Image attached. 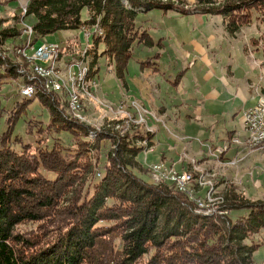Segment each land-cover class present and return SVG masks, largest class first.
<instances>
[{
	"label": "trees",
	"instance_id": "obj_1",
	"mask_svg": "<svg viewBox=\"0 0 264 264\" xmlns=\"http://www.w3.org/2000/svg\"><path fill=\"white\" fill-rule=\"evenodd\" d=\"M179 2L27 0L24 15L31 18L32 43L55 31L96 25L101 34L93 32L85 55L90 78L98 74L99 58L118 79L124 78L134 43L155 45L149 31L137 25V13L162 9L220 15L228 34L250 24L254 14L264 25V0H194L187 9L182 5L188 2ZM84 8L86 19L81 16ZM19 17L11 25L0 17V87L19 77L24 85L39 84L32 74L29 80L28 68L6 47L7 42L13 49L21 43ZM156 58L158 54L138 61L139 66L157 71V62L151 61ZM64 95L37 89L28 99L14 101L6 117L0 135V264H257L252 256L260 244L254 236L264 228V203L231 198L224 201L228 213L221 220L195 212L191 201L172 187L133 173L140 148L136 139L144 136L152 143L150 133L121 136L112 126L94 131L65 115L60 105L65 102L59 100ZM32 97L49 114L40 130L65 132L69 144L59 137L52 146L44 140L29 144L13 136L15 122ZM241 207L250 210L231 217ZM22 224L32 227L21 229Z\"/></svg>",
	"mask_w": 264,
	"mask_h": 264
},
{
	"label": "rangeland",
	"instance_id": "obj_2",
	"mask_svg": "<svg viewBox=\"0 0 264 264\" xmlns=\"http://www.w3.org/2000/svg\"><path fill=\"white\" fill-rule=\"evenodd\" d=\"M10 1L13 0H2L0 1V5L5 6L9 4ZM14 1L17 2L18 6H23L26 2V0ZM169 1H174L176 4L179 3L180 5L179 0ZM186 2H188L187 6L182 5L185 9H187L188 5L192 4L190 0H187ZM163 12L165 11L162 9H152L148 10L146 13H137L136 21L138 24H143L145 27L148 26L150 30H153V32L155 31V28L158 29V31L162 33L161 36L165 35V32L169 35H171L172 31L175 32L179 35V40L175 41L178 43V51H173L174 47L172 49V45H168V43H166L165 46L162 45L160 47L157 44V41L160 38L158 36L156 37L155 40L157 41H154L155 45L153 46L147 47L141 43H134L132 57L129 61V72H133L131 67H134L137 63L136 59L139 58L143 61L149 58V56H154L162 51L159 59L161 60L160 65L165 71L161 70L164 73L162 76L163 80L161 79L162 81L159 84L163 88L164 86L169 87L171 89L169 93L172 94L164 93V95H156V91L152 89L153 85L151 87L150 94L146 93L147 95L145 94V90L141 88L142 85L141 87L139 85H134L137 89L134 90L133 87V91L130 92L125 86L128 85L126 79L128 73L127 70L124 78L118 79L115 76V78L121 82L117 92L118 95L114 93L115 96L117 95L116 97H111L113 93L110 94L109 97L104 96L101 91V87L99 86L100 84L95 77H91L94 81L92 80L89 85V91L87 90L85 93L82 92V94H77L78 89L75 86L73 87L76 76L67 66L68 64H66V62L68 60L70 63L71 59L72 61L75 60V58H71L73 55L72 52H75L78 53V57L84 61V64L88 65L89 60L85 55L89 50L88 45L90 43H88V39L92 38V35H89L86 32L87 30L82 27L79 30L66 29L55 31L52 34L40 37L38 41L32 43L30 47L27 48L28 50L26 51V54L19 53L16 48L13 49V44L11 42H7L6 47L15 52L14 57L16 62H18L22 67L28 68L25 75L29 76L30 80V67L34 64L33 61L39 47H43L45 44L56 43L59 47L64 49L66 42L68 41V46L72 50L66 47V49H64L66 54L63 55L62 59H60L59 54V59L61 61L60 66L62 67L59 69V75L61 76V79L66 78L67 85H69L71 89H74L78 97L77 100L80 101L81 106L83 104L84 106H82V109L79 112L80 116L73 114V105L71 101L69 102L70 93L69 96L66 94L64 97L59 99L60 101L65 102L64 104L60 103V105L64 106L65 115L69 119L71 118V120L89 125L90 127L96 129L94 131L102 129L108 130L111 129L112 126L113 129H115L121 136H125L130 132H139L143 135H145V133H150L151 138L154 137L155 143H151L150 140L145 139L144 136L136 139V144L138 147L140 146V148L135 159L136 165L132 166V170L138 178L148 180L153 184H166L181 195L183 194L186 199L187 197L184 195V192L190 193L192 197V201H190L193 209H195L194 204L197 199L205 202L212 200L214 208H219L220 206L222 207L224 205V201L230 202V199L234 197H242L246 201H249V203H264V139H262L261 142L247 143L243 141L245 136L244 133L242 132L241 135L240 133H237L228 139V142L224 144L226 145L224 149L225 151L220 155L217 150L218 145L216 146L208 143L202 144L199 141V138L195 136L196 134H200V130L197 129V126L199 125L200 127L201 124H199L198 121L192 120L191 122L190 119L187 120L186 118H179L177 120L174 112L165 111V108L163 109L165 112H163L159 106L160 101H167L168 99L171 107H175V104L177 103L176 101L178 100L176 99L177 96L175 97V93L178 92L179 95H184L185 91L189 92L186 96V102L191 100L194 101L195 105H197L196 100L192 99V92L195 89L194 84L196 80H198V83H200L202 88L206 87L208 89L210 87L209 82L203 81L201 78L202 69H199V64H196L192 69L190 68L185 70L186 65L182 66L181 64V62H184V57L181 56L180 53L186 55L189 51H191L192 47L198 46L199 44H207L208 42L204 40V36L208 35L210 31H213L212 29H214V40L209 43L211 48L217 47L213 50L214 52H220L223 50L227 54L229 51L227 46L229 41H222L223 37L221 35H224L226 32L224 23L221 21L222 17L220 15H215L214 19L218 20L220 18V20L215 22L211 29L209 26H199L192 14L182 15L172 10H166L167 13L165 14H163ZM161 14L164 18H161ZM81 16L82 19L87 18V8L82 10ZM140 16L142 19H140ZM174 16H177V19H175ZM179 17L181 19H178ZM209 17H211V15H209ZM147 18L148 20L143 22V20ZM30 19V16L25 17V15L20 14L18 27L21 31L22 38H25V27L26 25H29ZM4 20L7 24V19ZM93 32L99 33L98 29L93 30ZM226 34L228 33L226 32ZM228 35L234 37L229 40H231L235 44V48H237L230 49L232 50V55L235 56V60L232 62V68L235 70L236 76L232 80L235 82L236 87L240 89L238 93H235V95L241 98H253L255 96V103L252 107L260 104L264 106V94L261 93L262 90L258 88L256 84H250L243 80V74L244 71H246L245 66L247 65L248 67H251V69L256 70L255 72L258 74V79L264 81V25L260 24L257 19L255 20L254 14L253 21L250 24H244L236 33ZM20 39L17 41H20ZM190 42L191 44H189ZM245 43L249 44V46L251 45L253 48L258 46V48L250 51L247 49ZM227 55H225L226 60L221 62L223 63L222 66L229 63L230 58L228 59ZM98 60L99 69L97 73L100 72L102 75L107 71L106 61L102 58H99ZM151 61H154V59ZM56 64H59V60H57ZM88 77L89 74L87 75V78ZM137 78L139 79L137 81H146L141 75L140 77L137 76ZM24 84L25 83L22 81L21 77H19L13 78V80H8L0 87V135L2 134V131L6 129V117L13 109L14 101H21L33 96L28 95V97H26L19 93V89H22ZM261 84L264 85V82ZM157 91H159V89H157ZM27 104L26 110L21 113L15 122V126L12 131L13 136L18 135L21 138V142L29 144H35L37 143V140H44L46 144L52 146L55 138L57 137L60 138L62 141L61 143L66 145L69 144V136L65 134V132L50 133L47 130H40L41 126L45 127L46 123H48L49 114L47 108L43 105V103H40L37 97H32ZM172 110H174V108ZM197 118L203 119L205 123L210 120L209 117H207L208 119H204L198 115ZM183 120L185 124H187L186 131L184 130V125L182 124ZM262 121L264 123V114L262 116ZM210 122L212 123V121ZM228 122L230 125L235 124L237 128H242L239 118L233 120V122L231 119H228ZM13 136L12 139L14 138ZM224 136H226L225 133ZM238 139L239 141H237ZM142 141H144V145ZM11 145L14 146V143H11ZM19 146L20 145L17 142L16 147ZM163 149H171V152L176 158L175 160L168 162H165L164 160L160 161L163 162L164 166L168 168V171H170L167 178L162 181L161 179H155L156 176L152 170V166L151 164H147L146 157L155 150L153 154L150 155V159H152L154 155H158L160 158L162 154L161 151ZM227 152L232 153L231 159L222 158V155ZM181 172H185L188 176L185 178V181L181 180V182L178 183L175 176H177V174H181ZM46 173L49 178L55 177L53 172ZM172 176H174V178H172ZM73 191H71V193L69 192V195L73 194ZM26 199H28L26 201H31L29 198ZM69 203L70 200L66 199V204L64 206L67 207ZM249 210L250 208L248 207H241L236 211L232 210L230 215L233 217L237 213L246 214ZM213 217L221 220L219 216ZM30 227H32L31 224L20 225L21 229H29ZM254 238L255 242H259L260 246L254 251L252 258H254L257 264H264V228L261 229V231L257 233Z\"/></svg>",
	"mask_w": 264,
	"mask_h": 264
},
{
	"label": "crops",
	"instance_id": "obj_3",
	"mask_svg": "<svg viewBox=\"0 0 264 264\" xmlns=\"http://www.w3.org/2000/svg\"><path fill=\"white\" fill-rule=\"evenodd\" d=\"M190 2L193 3L194 0H190ZM172 11H176V10H172ZM167 12L165 11L163 12V14ZM19 13H20V10L18 9L17 2L14 0L10 1V3L5 6L0 5V17L7 19L8 21L7 24L9 25H11V23H14L13 22L14 17L18 15ZM188 14H192L194 16L199 26L201 27L209 26L211 29H212V25L215 24V22H217L218 20H220V18L218 20H215L214 19L215 16L213 15L209 17V15L203 14V13L201 14L188 13ZM160 16L161 18H164L162 14ZM174 18L177 19V16H174ZM140 19H142V17ZM178 19H181V18L179 17ZM147 20L148 18L144 19L143 22H146ZM136 23L137 25H140L141 28L149 31V33L151 34L153 38V41H157L155 40L157 36L160 37L157 41V44L160 47L162 45L165 46V44L168 43V45H172V49L174 47L173 51H178L179 49L178 43H176L175 41L179 40V35H177L175 32L172 31L171 35H169L168 33L166 34L165 32V35L161 36L162 33L158 31V29L155 28L154 29L155 31L153 32V30H150L148 26L145 27L143 24H138L137 21ZM212 30L213 31H210L208 35L204 36L205 38L204 40L208 42L207 44L206 43L203 45L199 44L198 46L192 47L191 51H189V53H187L186 55L180 53L181 56L184 57V62H181V64L182 66L186 65L185 70H188L190 68L192 69L196 64H199V69H202L201 78L203 81L209 82L210 87L208 89L206 87L202 88L200 86V83H198V80H196L194 84L195 89L192 92V99L196 100L197 105H195L194 101H191V100L189 102H186L187 101L186 96L189 94V92L185 91L184 95L183 94L179 95L178 92L175 93L176 94L175 97L177 96L176 99H178L176 101L177 103L175 104V107H171V104H169L168 99L167 101H165L164 99H163L164 101H160L159 106L161 107V111H163V109L165 108V111L174 112L175 118L177 120L179 118L181 119L186 118L187 120L190 119L191 122L192 120L198 121V123L201 124L200 127L199 125L197 126V129L200 130V134H196L195 136L199 138V141L202 144L208 143V144H214L216 146L217 145L219 146L222 143L228 142V139H230L237 133H240L241 135V133L243 132L242 131L243 129L237 128L235 124L230 125V123L228 122V119H231V121L233 122V120H236L239 118L241 122V126H242L243 122L241 118V113L247 107H251L255 103L254 102L255 96L253 98H249V97L241 98L235 95V93H238L240 89L236 87L235 82L232 80L236 76L235 70L232 68V62L235 60V56L232 55L231 53L232 50L230 49H233V48L237 49V48H235V44L229 39L230 38L233 39L234 37L226 34V32L224 33V35H221L223 37L222 41L224 40L229 41V44L227 45L229 49L227 53L228 55L223 50H221L220 52H214L213 50H215L217 47L211 48L209 44L210 42L214 40V34H213L214 29ZM90 42H91V38L88 39V43ZM189 44H191V42ZM246 47L250 51L253 49L256 50L258 48V46L257 47L255 46L253 48L251 45L249 46V44H246ZM102 49H103V46L100 44L99 50H102ZM161 54H162V51L158 53V58L154 59L153 61V62H157L156 64V67L158 68L157 71L152 68L153 66H149V67L145 66L141 68L139 66L138 61H142V60L138 58L136 59L137 65L134 63L135 66L131 67V69L133 70V72L131 73L129 72V68H130L129 67L130 62H129L128 68H127L128 73L126 76L128 85H125V86L130 92L133 91L134 85L135 86L139 85L140 87L142 85L141 88L145 90V94L146 93L150 94L152 85H153L152 89H154L156 91V95H159V96L161 94L164 95V93H169L171 91L169 87L164 86L163 88L159 84L163 80L162 79V76L164 73L163 71H165L160 65L161 60L159 59L160 58L159 56ZM225 55H227L228 59L230 58L229 63L227 65L222 66L223 63L221 62L226 60ZM137 67H138V71H137ZM245 67H246L245 68L246 71H244L243 80L250 84H256L258 88L262 90L261 93L264 94V85L261 84L264 81L258 79L257 77L258 74L255 72L256 70L251 69V67H248L247 65ZM109 70H110V73H109ZM140 75L143 76L144 80L146 81H143V82L137 81L139 80L137 76L140 77ZM95 78H97L100 84L99 86L101 87V91L103 92L104 96L109 97V95L112 93L113 94L111 97H116L118 95L117 92H118L119 85L121 82L117 78H115V74L111 71V69L107 68V71L102 75L100 72H98V74L95 75ZM136 89L137 88L134 87V90ZM157 89H159V91H157ZM114 93L117 95L115 96ZM169 94H172V93H169ZM173 108L174 110H172ZM184 111H185V114H184ZM197 115L203 117L204 119L209 117L210 120L206 121L205 123L203 119H198ZM210 121H212V123ZM234 122L237 123L236 121ZM182 124L184 125V130L186 131L187 124H185L184 120L182 121ZM224 133L226 134L227 137L224 136ZM152 141L155 143L154 137H152ZM171 151H172L171 149L169 150L163 149L161 151L162 154L160 158L158 155H154L152 159H150V155L153 154L152 152L151 154L147 155L146 162L147 164H153L155 162H159L163 160L165 162L173 161L175 160L176 157ZM218 152L221 155L223 150L218 151ZM231 154L232 153L227 152L222 155V158L231 159L232 157Z\"/></svg>",
	"mask_w": 264,
	"mask_h": 264
},
{
	"label": "built area",
	"instance_id": "obj_4",
	"mask_svg": "<svg viewBox=\"0 0 264 264\" xmlns=\"http://www.w3.org/2000/svg\"><path fill=\"white\" fill-rule=\"evenodd\" d=\"M27 1V0H26ZM18 9H20V14L24 15L27 11L26 8V2L25 4L22 6H18ZM84 28V27H82ZM86 29L87 33L89 35L93 34V30H97L98 28H96L95 25H93V27ZM32 26L31 25H26L25 27V31H24V36L25 38L21 37V43H19V45H14V48H16V50L19 53H24L26 54V51L28 50L27 48L30 47V45L32 44ZM66 49V48H64ZM62 49V47H59L56 43H51V44H45L43 47H39V49L36 51V57L34 59V64L33 66L36 67V74L35 76V80L39 81V83L43 84V89H45L46 92L48 93H53L54 94V89L53 86L55 84V80H58V75H57V71L58 69L62 68L60 66V59L63 58V55L66 54L65 50ZM53 51H60V59H59V64H56V70L54 71H49V65L47 62V57L50 53H53ZM72 57L71 58H76L77 61V67H70V70L73 71V74H79L81 72V70L83 69V67L79 66V61H78V53H75L76 55H74V53L72 52ZM66 64H69V61L67 60ZM19 93L21 95H27L31 90V88H27V89H19ZM65 95L67 94L69 96L70 93V100L72 102L73 105V109H78L79 112L81 111V106L80 103L75 102V100L72 98V89L70 88L69 85H67V83H65V90H64ZM264 114V108L262 107V105H258V106H254V107H247L245 110L242 111L241 113V118H242V131L244 133V140L245 142H248L252 137L255 136H261L262 132H264V123L262 121V116ZM96 130V129H94ZM239 141V139L237 140ZM225 143H222L220 146L217 147L218 151L223 150V152L225 151V147L226 145H224ZM230 144V143H229ZM153 167H158L161 170V177L160 178H167V176L169 175L168 168H166L164 166L163 162H155L153 164H151ZM171 174V173H170ZM175 176V175H174ZM174 176H172V178H174ZM186 174L185 172H181V174H177V176H175V178L178 180V182H181V180H186ZM184 192V191H183ZM184 195L187 197V199L190 201H192V197L191 194L188 192H184ZM195 206V210H199L202 211V213H205L207 215H214V216H219L220 218H224V216L228 213V209L225 207V205H223L222 207L219 208H212L211 203L209 204V202H195L194 204Z\"/></svg>",
	"mask_w": 264,
	"mask_h": 264
},
{
	"label": "bare ground",
	"instance_id": "obj_5",
	"mask_svg": "<svg viewBox=\"0 0 264 264\" xmlns=\"http://www.w3.org/2000/svg\"><path fill=\"white\" fill-rule=\"evenodd\" d=\"M99 34H101V32H99ZM24 54V53H23ZM59 54H60V51H53V53H50L47 57V62H48V65H49V71H54L56 70V63H57V60H59ZM26 56V55H25ZM71 62L67 65L69 68L70 67H77V61H76V58L75 60L72 61V59L70 60ZM78 61H79V66L80 67H83V69L81 70V72L79 74H74L76 77H75V82L73 84V87L75 86L77 89H78V93L77 94H82V92H87L89 85L91 84L92 80L94 81V79H91V78H87V73L89 71V66L88 65H85L84 64V61L82 59H80L78 57ZM32 64V63H31ZM31 74L33 76H35L36 74V67L35 66H31ZM69 70V69H68ZM60 71L58 69L57 71V75H58V80H55V84L53 86V89H54V93L57 92V93H64V90H65V83L67 82L66 81V78L64 79H61V76L59 75ZM65 73V72H64ZM69 74V73H68ZM65 75V74H64ZM69 76V75H68ZM67 76V77H68ZM66 77V76H65ZM73 81V80H72ZM23 89H27V88H31L32 91H30L26 97H28V95H34L36 92H37V89H43V84L39 83L37 86L35 85H32V84H27V85H24L22 86ZM21 89V88H20ZM45 91V89H43ZM89 91V90H88ZM77 94L75 93L74 89H72V98L75 100V102H78L80 103V101L77 100ZM85 95V94H84ZM22 96H25V95H22ZM80 96V95H79ZM81 97V96H80ZM79 97V98H80ZM84 98V97H83ZM82 100V99H80ZM70 102V101H69ZM82 102V101H81ZM68 106V104H67ZM80 106H81V103H80ZM84 106V104L82 105ZM82 106H81V109H82ZM70 107V106H69ZM72 107V106H71ZM262 107L264 108V106L262 105ZM73 110V114L77 115V116H80L79 115V110L78 109H72ZM71 111V110H70ZM69 113V112H68ZM72 114V113H71ZM75 117V116H74ZM77 118V117H76ZM81 121V120H80ZM124 123V122H123ZM264 139V132H262L261 136H255V137H252L248 142L249 143H253V142H261V140ZM143 142V145H144V141ZM247 142V143H248ZM230 143V142H229ZM146 144V143H145ZM260 144V143H259ZM256 145V144H255ZM254 145V146H255ZM152 166V165H151ZM150 167V166H149ZM152 170L156 176V180H159L161 179L162 181L165 179V178H160L161 177V170L158 168V167H153L152 166ZM152 174V173H151ZM186 174V173H185ZM153 176V175H152ZM186 176H188L186 174ZM194 180V179H193ZM154 181V180H153ZM185 181V180H183ZM187 182V181H186ZM179 183V182H178ZM177 183V184H178ZM186 185V184H185ZM192 185V184H191ZM190 188V187H189ZM194 189V188H193ZM195 191V190H194ZM195 200V199H194ZM196 202H205V201H201V200H198ZM211 203V205L213 204L212 203V200L209 201V204ZM220 203V202H219ZM218 203V204H219ZM221 207V206H220ZM212 208L213 205H212ZM195 212H198V213H201V214H205V213H202V211H199V210H195ZM207 215V214H205Z\"/></svg>",
	"mask_w": 264,
	"mask_h": 264
}]
</instances>
